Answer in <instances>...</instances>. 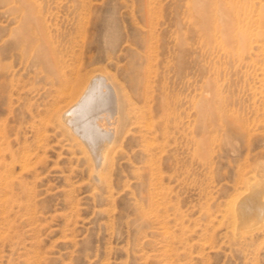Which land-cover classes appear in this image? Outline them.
Listing matches in <instances>:
<instances>
[{"label": "rangeland", "instance_id": "obj_1", "mask_svg": "<svg viewBox=\"0 0 264 264\" xmlns=\"http://www.w3.org/2000/svg\"><path fill=\"white\" fill-rule=\"evenodd\" d=\"M30 1L29 40L0 0V264H264V228L230 230L264 164V0ZM46 40L119 90L95 106L120 120L104 181L50 110Z\"/></svg>", "mask_w": 264, "mask_h": 264}, {"label": "bare ground", "instance_id": "obj_2", "mask_svg": "<svg viewBox=\"0 0 264 264\" xmlns=\"http://www.w3.org/2000/svg\"><path fill=\"white\" fill-rule=\"evenodd\" d=\"M3 1L6 5V10L8 12L13 13L14 10L19 11L21 9V20H23V22H21L20 25H17L19 26L18 32H20L24 39H29L32 34L28 30V23H31L34 20V11L31 1ZM22 5H24L25 8H23ZM214 10L219 12V18L217 20L220 23H218V25H223L221 30L223 31L225 37L227 38V40H232L235 37L234 35L236 34L234 19H231V17L229 18L228 13L225 11V9L221 7V5L215 7ZM24 23L26 24L24 25ZM36 23L39 28L42 26L39 25L41 21H39L38 19L36 20ZM43 31L44 30H42V34L43 37H45ZM10 36H12V34ZM31 41L29 43L30 49L32 48ZM20 43L21 42H18V47L20 46ZM25 43L28 42L26 41ZM48 43L49 42H47V40L45 45L39 43V46L33 48L32 56L34 59L38 58L43 62L47 63L49 67L48 71L50 77L53 78V80H57L58 83L60 82L63 85V88L61 89L62 91H60V96H58V98H54L51 101L50 110L51 112H53V117L58 123V126L62 129L64 135H67L68 138L71 140L69 144H71L72 146H76L80 150H82L85 157H87L89 161H91V163L96 166L97 172L95 174V177L101 181H104L106 177L101 175L103 173H101V170L106 167L107 161L110 158L111 149L115 142L114 139L120 130V120L118 119L119 117L112 118V116L107 113H96V109L98 111V108L95 106L97 102L105 99L108 100L109 105L112 104L114 107L117 106L120 103L118 102L119 90L114 83L112 84L109 81L107 75H105L106 71L104 73L102 72L103 70L100 72L98 69H92L91 71H88L80 68L79 66H73V63H70V65H68L66 64V62L64 66L63 61L62 63L61 61L58 62L57 58L55 57V54L50 51V48H48L47 46ZM24 46L25 45H23V48ZM28 51L29 49H26L24 53L28 54ZM25 54L23 55L25 56ZM38 64H40V61ZM44 66L45 68H47V65ZM67 67H70V69H65ZM151 123V120L150 122L148 121L149 125H151ZM114 146L116 145L114 144ZM28 157L27 155L21 157V162H24L25 165L24 167L29 164ZM263 174L264 164L263 169H252L245 173L244 177L241 180L242 186L240 189L242 190L236 194V196L234 197L235 199L233 200L235 203L237 221H231L230 225V230L234 238L236 239L245 236L243 233H240V226L241 228H243L246 223H251L249 224L251 229L249 228L250 230L248 229V232L253 231L255 229L264 228V224L256 226V224L260 223L258 221V218L264 217Z\"/></svg>", "mask_w": 264, "mask_h": 264}]
</instances>
